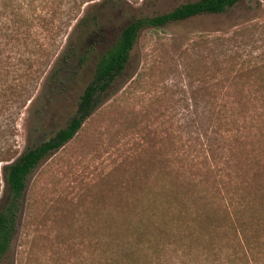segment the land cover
Masks as SVG:
<instances>
[{
	"label": "rangeland",
	"instance_id": "374dc122",
	"mask_svg": "<svg viewBox=\"0 0 264 264\" xmlns=\"http://www.w3.org/2000/svg\"><path fill=\"white\" fill-rule=\"evenodd\" d=\"M130 1L131 9L108 21L102 41L87 53L83 66L74 67L68 74L66 91L47 108L51 125L45 122V134L38 140L49 136L52 127L64 126L73 115L79 95L93 76L96 56L125 23L135 16L165 12L185 0ZM48 34L49 40L42 39L43 34L35 36L30 52L24 49L23 57L10 44L3 52L0 158L13 159L26 146L38 142L28 134L35 121L34 107L29 101L23 105V101L29 91L33 96L38 93L60 48L53 31ZM41 41L46 42L43 51ZM221 51L225 53L216 56ZM31 52L39 57L32 68L28 66L33 57L26 61ZM243 63L255 69L254 77L264 79V0H241L221 14L201 15L142 31L123 75L112 84L99 107L69 142L45 158L30 175L15 235L0 264H68V221H77V228L82 226L78 232L81 236L97 235L98 227L111 220L101 215L104 210L123 207L135 212L151 208L155 194L161 193L159 180L169 156L168 144L175 141L176 150L183 147L180 144L187 137L186 121L200 132L202 117L213 118L217 111L231 108L223 106L220 97L263 94L262 90L228 85L247 80L240 69ZM140 74H145V82L141 81L131 93L129 87ZM194 89L197 94L192 99L190 91ZM243 142L244 148H238L237 154L241 158L249 151L250 143L261 141H222L226 148L217 141H193L195 147L190 148L189 157L198 161L205 155L210 157L211 152L222 159L231 158L234 155L229 147H240ZM187 175L192 173L187 170ZM200 178L199 189H211L218 197L225 195L213 187L222 186L223 175L209 181L204 175ZM256 182L258 187L264 179L256 180L253 186Z\"/></svg>",
	"mask_w": 264,
	"mask_h": 264
},
{
	"label": "trees",
	"instance_id": "16d2710c",
	"mask_svg": "<svg viewBox=\"0 0 264 264\" xmlns=\"http://www.w3.org/2000/svg\"><path fill=\"white\" fill-rule=\"evenodd\" d=\"M240 1L185 0L165 12L132 17L96 56L93 76L79 95L70 119L64 126L52 127L49 136L38 140L45 134V122L51 125L47 108L66 91L68 74L74 67L83 66L87 53L100 44L111 17L131 9L133 2L0 0V70L6 57L3 52L9 44L23 57L21 54L24 49L29 51L35 36L43 34L41 38L49 40L48 33L52 30L60 47L38 93L33 96L32 90L29 91L23 101V105L29 101L34 107L35 121L28 134L38 142L26 146L13 159L0 158V263L15 235L30 175L45 158L69 142L99 107L112 84L123 75L142 31L201 15L221 14ZM45 45L46 42H39L42 51ZM222 53L225 51L216 56ZM34 56L31 52L26 57V61L33 57L30 68L39 63V57ZM240 69L247 73L243 74L247 80L228 85L242 90H262L263 94L220 97L224 101L222 105L231 108L217 111L213 118L202 117L200 132L186 121L187 137L180 144L183 147L176 150L175 141L168 144L169 156H178H168L165 161L163 178L159 180L161 193L157 192L153 200L155 206L135 212L123 207L106 209L101 215L111 220L98 227L97 235L81 236L78 232L82 226L77 228V221H68V264H264V191H261L264 182L253 186L256 180L264 179V79L254 77L255 69L245 63ZM36 76L40 78V73ZM145 78V74L137 76L129 87L130 92H135ZM190 92L194 99L197 90ZM203 139L222 145V141L245 139L261 142L250 143L243 158L237 154L238 148L243 150L244 142L240 147H229L234 155L231 158L222 159L221 155L210 152V157L205 155L195 161L189 157L192 154L189 150L195 147L193 141ZM220 163L226 166L220 167ZM187 170L191 176H186ZM199 174L206 181L223 175L222 186L213 187L225 195L218 197L211 189H199L202 181Z\"/></svg>",
	"mask_w": 264,
	"mask_h": 264
}]
</instances>
